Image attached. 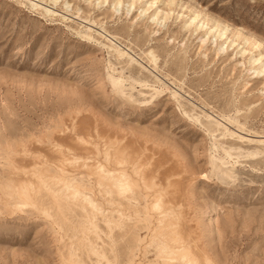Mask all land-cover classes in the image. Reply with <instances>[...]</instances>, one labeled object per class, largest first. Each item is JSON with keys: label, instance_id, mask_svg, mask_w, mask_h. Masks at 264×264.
Instances as JSON below:
<instances>
[{"label": "rangeland", "instance_id": "obj_1", "mask_svg": "<svg viewBox=\"0 0 264 264\" xmlns=\"http://www.w3.org/2000/svg\"><path fill=\"white\" fill-rule=\"evenodd\" d=\"M263 63L264 0H0V264L155 259L145 249L162 243L158 210L122 211L135 223L128 231L99 220L86 253L68 229L84 225L78 211L58 196L55 208L45 188L34 206L11 209L12 186L35 182L26 169L57 174L58 146L80 156L89 147L88 161L104 164L108 141L174 175L173 211L201 256L264 264ZM81 171L70 184L91 188ZM149 189L140 186L141 207ZM85 196L100 212L115 209L95 190Z\"/></svg>", "mask_w": 264, "mask_h": 264}, {"label": "bare ground", "instance_id": "obj_2", "mask_svg": "<svg viewBox=\"0 0 264 264\" xmlns=\"http://www.w3.org/2000/svg\"><path fill=\"white\" fill-rule=\"evenodd\" d=\"M119 56H122V54H120ZM259 60L260 58H254L251 61V63L258 64ZM263 69H264V63L258 68V72L263 71ZM111 84L113 87L119 86V82L115 80H112ZM98 135L99 134H97V136ZM77 140L80 146L81 145L83 146V143L87 144L86 140H84L83 138H77ZM113 144H114L113 142H109V141L105 142V145L108 146L103 153L104 157H106V162L104 164L99 162L91 163L88 161V155H90V149H91L89 147L86 146L81 147V150L84 152V156H80L77 153H75V150L73 149H70L66 146L63 147L58 146L56 148V155H55L56 157L53 159L54 161L50 163L53 165V168L57 170V174L50 175L48 171L38 167H32L26 170L24 169L25 174H28L29 176L28 178H30V180L34 179L36 183L33 182V180L32 182L24 180L21 183L19 182L18 185L12 186L13 188H15V190H13L12 193H9V196L10 199H16V201L12 200L14 201V203L10 204L11 209L14 211V210H20L21 208L24 209V207L34 206L36 204V193H37L36 189L42 190V188H45L46 189L45 191L48 194L47 197L50 200H52L51 203L55 205V208L56 206L59 207V202L62 201L66 205L68 204L69 207L68 209L70 214L76 215L77 212L74 210L78 211L80 218L84 221V225L80 227V230L79 227L75 228L74 226H71L68 229L70 230V232L71 230L73 231L78 230L79 232L78 234L82 235L81 238H79L82 244L79 243V241L78 243L81 244L80 248L82 249V251L83 249L87 250L86 253L92 252L95 246L94 245L95 241L90 239L91 236L87 237L88 233L86 232V230L88 228L91 229V227H95L99 220L103 224L108 225L112 228L115 229L118 228L119 230L125 229L126 231L131 226H134L135 223L134 222H133L134 224L128 223L125 217H123L122 211L129 212V210H133L134 212L136 211L140 212L144 217H147L149 215L148 213L149 210H156V211L158 210L159 213L158 216L156 217L157 228L158 231L161 228H163L165 231V233H163L164 235H163L162 243L160 245L166 246L169 250V254L163 258L164 260H167V262L169 263L171 261H176L177 264H183L182 261L183 252L180 251L181 249L187 250L190 248L193 255H195L198 251H196L195 246L189 245V243L185 239V237L188 236L187 234L188 232L186 231L187 229H184L182 227V224L180 222H177L176 219L177 214L174 213L173 211L174 206L180 204L181 201L180 199L181 193L179 190L176 189L177 184L173 179L174 175H172L168 170L162 168L163 166L160 163H156L152 165L149 163L144 164L141 161V159L138 158V156L132 155L131 153L132 151L130 152V150H128V147L123 146L117 148L111 146ZM160 155L162 156L163 154ZM24 162L26 163V161ZM111 165L114 166L115 168L114 171L107 170ZM123 166H127L128 168L126 173L120 170ZM22 168L21 171H23ZM16 169L18 171L20 170V168L18 169V167ZM76 169L77 172L78 169L85 171L87 179L92 180L91 188H86L83 184L77 182H73L72 184H70L68 177H70L73 171ZM101 169H103V171H101ZM10 180H9V184H11ZM162 182H164L163 185H161ZM128 184L132 186V191L128 192L126 195L112 196V197L108 195V192L110 190H115V188H117L120 185H128ZM141 185H146V190L147 188L148 189L155 188L154 194L152 195V202L150 206L147 205H144L142 207L140 206V198L138 196V191L140 190ZM181 187L182 186H180V188ZM94 190L104 203L113 204L115 209L104 212H100L96 210L93 207L94 206L93 203L88 199V197L85 196V193L94 195ZM56 196L60 197V201L56 199ZM160 208H162L161 211H159ZM57 223L60 225L63 224L65 225V224H70V221L68 218L62 216ZM60 229L63 230L62 227H60ZM70 232H68L67 234H69ZM73 242L74 241H70V244H72ZM196 246L198 247V245ZM76 250H78V246ZM100 257H103V254H100ZM71 264H76V263L74 262Z\"/></svg>", "mask_w": 264, "mask_h": 264}, {"label": "snow or ice", "instance_id": "obj_3", "mask_svg": "<svg viewBox=\"0 0 264 264\" xmlns=\"http://www.w3.org/2000/svg\"><path fill=\"white\" fill-rule=\"evenodd\" d=\"M101 171H103V169H101ZM204 179H207V177H204ZM130 191H132V186L130 184L120 185L117 188H115V190H110L108 192V195L110 197L124 196ZM152 249L155 250L152 251ZM180 251L183 252V256H182L183 264H215L213 260L209 259L206 256H201L198 252L195 255H193L190 248L187 250L181 249ZM145 254L155 257L154 260H149L146 262V264H160L161 258L166 257L169 254V250L166 246H161L154 242L153 244H149L147 246V248L145 249ZM76 264H79V262H76ZM170 264H177V262L171 261Z\"/></svg>", "mask_w": 264, "mask_h": 264}]
</instances>
